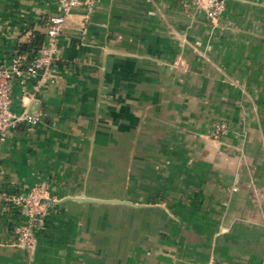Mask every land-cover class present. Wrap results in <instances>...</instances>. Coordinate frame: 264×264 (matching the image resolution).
Listing matches in <instances>:
<instances>
[{"label":"crops","instance_id":"1","mask_svg":"<svg viewBox=\"0 0 264 264\" xmlns=\"http://www.w3.org/2000/svg\"><path fill=\"white\" fill-rule=\"evenodd\" d=\"M183 2L96 0L88 22L81 4L50 72L15 82L39 122L0 137V192L52 198L34 247L0 212V264H264V0L215 26ZM57 13L0 0V63ZM219 119L225 142L206 135Z\"/></svg>","mask_w":264,"mask_h":264},{"label":"built area","instance_id":"2","mask_svg":"<svg viewBox=\"0 0 264 264\" xmlns=\"http://www.w3.org/2000/svg\"><path fill=\"white\" fill-rule=\"evenodd\" d=\"M58 13L50 16L46 24V42L34 55L16 54L8 64L0 63V137L9 129H13L22 121L37 124L39 117L28 111L16 112L12 108V91L16 81L24 84L28 79L37 75L41 70L44 75L50 72L58 59L60 47L58 37L72 11L81 4L87 7L85 22L90 19L96 0H56ZM205 11L213 22L219 20L226 9L227 0H187ZM41 84L35 86L39 91ZM50 192L45 185L36 184L26 192H0V212L4 215L18 209L21 214L14 230L19 244L34 247L37 234L43 227L45 202L50 199ZM205 264H219L211 259Z\"/></svg>","mask_w":264,"mask_h":264},{"label":"rangeland","instance_id":"3","mask_svg":"<svg viewBox=\"0 0 264 264\" xmlns=\"http://www.w3.org/2000/svg\"><path fill=\"white\" fill-rule=\"evenodd\" d=\"M184 1L183 4L185 7H189V6H194V7H197L195 5H193L191 2H187V0H182ZM228 1L227 0V5H228ZM227 5H226V9H227ZM198 8V7H197ZM200 9V8H199ZM225 9V11H226ZM202 10V9H201ZM205 12V11H204ZM225 14V12H224ZM223 14V15H224ZM207 16V15H206ZM223 17V16H222ZM221 17V18H222ZM208 18V16H207ZM221 18L215 22H213L212 20H210L209 18V21L215 26L216 24L220 23L221 21ZM231 130H233L232 128V125L229 124L226 120L224 119H219V120H214L213 122H211L210 124H208L207 126V132H206V135L209 137V138H212L213 140L215 141H223L225 142V138L227 137V135L232 132ZM238 132H240V134L243 136V135H246V133L248 132V129L247 128H244L242 130H239ZM51 197V196H50ZM52 198V197H51ZM22 220H20L19 222H21ZM38 240V239H37Z\"/></svg>","mask_w":264,"mask_h":264},{"label":"trees","instance_id":"4","mask_svg":"<svg viewBox=\"0 0 264 264\" xmlns=\"http://www.w3.org/2000/svg\"><path fill=\"white\" fill-rule=\"evenodd\" d=\"M43 45V37H33L31 41L23 43L19 54H36Z\"/></svg>","mask_w":264,"mask_h":264},{"label":"water","instance_id":"5","mask_svg":"<svg viewBox=\"0 0 264 264\" xmlns=\"http://www.w3.org/2000/svg\"><path fill=\"white\" fill-rule=\"evenodd\" d=\"M29 113H31V112H29Z\"/></svg>","mask_w":264,"mask_h":264}]
</instances>
